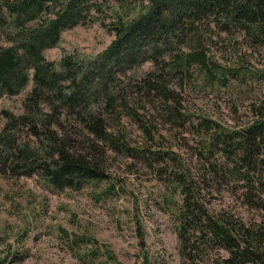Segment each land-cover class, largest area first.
Masks as SVG:
<instances>
[{"label": "trees", "instance_id": "16d2710c", "mask_svg": "<svg viewBox=\"0 0 264 264\" xmlns=\"http://www.w3.org/2000/svg\"><path fill=\"white\" fill-rule=\"evenodd\" d=\"M100 2L0 0V29L10 42L0 46V96L19 93L30 75L35 82L23 101L24 112L7 114L0 130V158L14 159L8 167L12 173L39 165L57 188L79 189L110 178L109 152L149 166L167 156L177 167L165 181L182 187L178 219L187 255L183 264H264V105L255 107L257 117L247 125L230 129L209 116L195 123L183 99L186 87L203 80L214 87V81L225 84L227 75L239 68L246 74L249 66L235 68L212 56L211 31L244 34L252 46L263 45L264 0H110L120 10L111 21L115 38L98 58L88 64L71 54L60 63L47 59L44 49L54 46L63 30L86 19L90 10L103 13ZM232 52L246 61L237 45ZM146 62L151 68L136 75ZM125 120L133 131L134 126L141 130L145 143L133 138ZM187 122L207 130L208 154L222 151L232 163L223 167L224 176L251 180L257 175L246 198L260 211L259 219L231 214L226 207L211 210L203 187L178 166L179 156L154 151L159 123L184 128ZM23 128L38 147L21 144Z\"/></svg>", "mask_w": 264, "mask_h": 264}, {"label": "rangeland", "instance_id": "374dc122", "mask_svg": "<svg viewBox=\"0 0 264 264\" xmlns=\"http://www.w3.org/2000/svg\"><path fill=\"white\" fill-rule=\"evenodd\" d=\"M100 1L103 13L90 10L86 19L63 30L58 42L44 49L47 59L60 63L64 56L71 54L88 64L99 57L115 38L111 21L120 11L118 7L112 8L114 2ZM211 32L212 56L235 68L245 64L249 66L248 71L244 74V68H239L237 74L227 75L225 84L214 81V87L207 80L196 87H186L184 103L192 111L195 123L200 116H209L225 128H241L257 117L255 107L264 105V44L252 46L244 34L232 37L224 32L220 35ZM9 44L0 29V46ZM233 44L237 45L238 55L246 59L245 62L236 59ZM151 66V62L144 63L136 69V75H143ZM34 84L30 75L28 85L19 93L0 96V130L7 123L8 113L18 116L24 112L23 101ZM124 122L133 131L128 121ZM174 125L158 124L161 135L156 136L154 151H173L179 156L178 166L203 187L202 197L211 204V210L226 207L231 214L242 213L259 219L260 211L246 198L251 181L257 175H252L251 180L224 176L223 167L232 163L227 162L222 151L215 152L213 157L207 153L204 147V139L209 137L207 130L190 122L184 128ZM134 127L133 138L145 143V135ZM20 133L21 144L39 146L26 128ZM109 154H112L108 158L110 178L84 183L79 189L57 188L39 165L30 172L22 168L23 172L12 173L8 167L14 159L2 155L0 264L187 262L179 236L182 187L165 181L169 179L167 172L177 167L175 161L166 156L163 162L152 160L149 166L144 160ZM261 157L264 158V148ZM160 168L166 173L160 175ZM170 178L173 179L172 175Z\"/></svg>", "mask_w": 264, "mask_h": 264}]
</instances>
